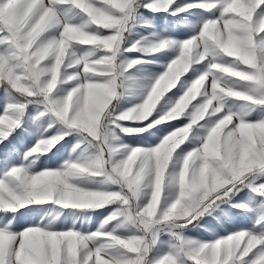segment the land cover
Returning <instances> with one entry per match:
<instances>
[{
	"label": "snow or ice",
	"instance_id": "snow-or-ice-1",
	"mask_svg": "<svg viewBox=\"0 0 264 264\" xmlns=\"http://www.w3.org/2000/svg\"><path fill=\"white\" fill-rule=\"evenodd\" d=\"M175 4L0 0V90L6 97L0 144L23 124L30 105L42 106L34 121L49 117L19 163L5 156L0 264H264V0ZM141 8L173 16L200 9L198 30L148 48L155 54L175 46L177 55L140 104L116 113L118 78L145 62L122 59L141 48L140 41L124 47ZM174 88L179 96L143 128L123 123L145 121ZM253 112L258 118H249ZM181 117L188 122L152 146L127 145L120 137ZM56 125V132L44 134ZM72 134L78 155L59 168L33 171L40 156ZM187 143L195 146L182 147ZM47 202L111 211L92 231L56 228L54 218L17 230L20 209ZM224 203L253 213L251 227L212 240L185 234Z\"/></svg>",
	"mask_w": 264,
	"mask_h": 264
},
{
	"label": "rangeland",
	"instance_id": "rangeland-1",
	"mask_svg": "<svg viewBox=\"0 0 264 264\" xmlns=\"http://www.w3.org/2000/svg\"><path fill=\"white\" fill-rule=\"evenodd\" d=\"M145 3L148 0H144ZM192 0H176L175 8L181 5L191 3ZM142 15L132 21L133 27L129 30L127 41L124 47L132 44L134 41H140L141 48L136 51L124 52L123 61L126 63L131 59L142 57L144 63L137 64L131 69H127L123 76L118 78V97L114 100L115 112L122 113L134 105L140 104L150 90V87L166 70V65L177 55L175 46L155 54H151L148 48L160 38L170 37L177 41H183L193 35L192 28L196 20L200 21V9H191L188 12H181L176 16L168 12H150L141 8ZM206 15V14H205ZM142 37L144 39H142ZM180 94L178 88H174L162 98L161 102L154 109L152 116L145 121H125L127 127L132 129L143 128L145 124L157 116L160 106L169 98L174 101ZM6 103V97L0 90V111ZM42 109V106L30 105L27 115L24 117L23 124L16 131L0 144V170H3L5 156L8 155L11 162L19 163L23 154L28 151L38 139L41 132L49 122V117H40L39 120L32 118ZM238 110V106H236ZM250 119L258 118L256 112H253ZM184 117L176 120L156 125L155 128H148L147 131L134 132L133 134L120 133L122 141L131 146L143 145L145 147L155 145L162 136L176 127L187 123ZM60 125L50 129L45 135H51L56 132ZM77 135L72 134L61 140L47 155L40 156L33 168V171L41 169L59 168L70 156L78 155L79 150L73 153V146L77 142ZM198 143V141H196ZM195 144L187 143L186 148L194 147ZM239 199H246L247 192L240 194ZM237 199V198H234ZM111 211V206L98 210H77L71 208H62L51 202L44 204H31L19 210L17 214V230L32 224L45 222L50 218L55 219L56 228H76L82 231L94 230L101 220ZM254 214L242 212L239 209L232 208L230 204H220L219 207L212 210L209 214L203 216L196 226L189 225L185 234L198 240H212L218 236L227 235L229 232L236 231L242 227H251Z\"/></svg>",
	"mask_w": 264,
	"mask_h": 264
},
{
	"label": "crops",
	"instance_id": "crops-1",
	"mask_svg": "<svg viewBox=\"0 0 264 264\" xmlns=\"http://www.w3.org/2000/svg\"><path fill=\"white\" fill-rule=\"evenodd\" d=\"M198 19H200V18H198ZM198 25H199V22H198V20H196L194 23V27L192 28V31H193L192 34H194L198 30ZM0 171H2V170H0Z\"/></svg>",
	"mask_w": 264,
	"mask_h": 264
}]
</instances>
